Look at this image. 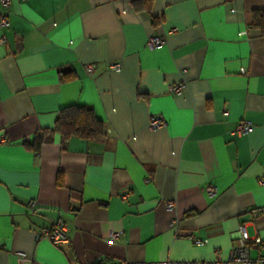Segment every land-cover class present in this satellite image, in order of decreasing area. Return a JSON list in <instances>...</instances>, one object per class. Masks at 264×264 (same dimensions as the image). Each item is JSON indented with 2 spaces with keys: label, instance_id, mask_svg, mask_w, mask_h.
I'll use <instances>...</instances> for the list:
<instances>
[{
  "label": "crops",
  "instance_id": "obj_1",
  "mask_svg": "<svg viewBox=\"0 0 264 264\" xmlns=\"http://www.w3.org/2000/svg\"><path fill=\"white\" fill-rule=\"evenodd\" d=\"M133 1L0 2V264L225 258L241 225L264 240V0ZM67 105L105 135L63 138ZM53 222L68 246L38 237Z\"/></svg>",
  "mask_w": 264,
  "mask_h": 264
},
{
  "label": "built area",
  "instance_id": "obj_2",
  "mask_svg": "<svg viewBox=\"0 0 264 264\" xmlns=\"http://www.w3.org/2000/svg\"><path fill=\"white\" fill-rule=\"evenodd\" d=\"M1 4L8 8L10 5V0H0ZM8 26V21L5 15L0 18V28H5ZM177 31L176 27H173L169 32ZM0 41H3V37L0 38ZM166 43V36H149L147 37L146 44L150 48H159ZM108 68L114 71L120 70L119 63H110ZM86 69L88 71L92 70L91 65H87ZM244 72V70H241ZM185 84L183 82L170 84L168 89L171 93L176 96L182 95ZM226 112V111H224ZM148 126L151 128L162 127L164 122L158 117H151L149 120ZM252 128V122L249 120H239L233 130L234 133L238 135L247 134ZM5 139L3 136H0V143H4ZM205 193L208 197L212 198L216 195V189L208 185L204 188ZM124 197V196H122ZM167 210L173 209V202H167L165 205ZM27 209L29 212H34L35 202L30 200L27 202ZM176 220L171 222L172 225H175ZM239 238L236 246L229 249L225 258H211V259H196V260H156V261H134V260H121L118 264H264V255L258 253L255 257L251 256V250L257 249L260 245L264 244L259 236L250 238L247 235L244 225H241L238 229ZM120 232L113 231L109 234L110 239H115L119 236ZM38 237L47 239L52 245L56 247L68 246L69 245V236L67 234V229L64 225L59 224L58 222H53L50 226L41 229L38 232ZM193 243L196 245H202L205 242L200 239H194Z\"/></svg>",
  "mask_w": 264,
  "mask_h": 264
},
{
  "label": "trees",
  "instance_id": "obj_3",
  "mask_svg": "<svg viewBox=\"0 0 264 264\" xmlns=\"http://www.w3.org/2000/svg\"><path fill=\"white\" fill-rule=\"evenodd\" d=\"M152 1L134 0L132 5L136 10L141 9L149 12ZM156 22L157 18L153 17V24ZM258 24L264 26V14L261 15ZM53 129L58 131L63 138L76 136L85 140H93L100 139L105 135L103 123L95 117L89 106L67 105L60 108ZM40 140L39 135L35 138L31 147L37 149Z\"/></svg>",
  "mask_w": 264,
  "mask_h": 264
}]
</instances>
